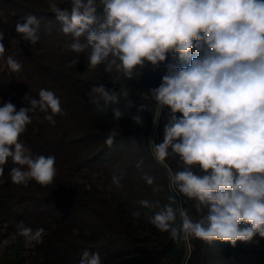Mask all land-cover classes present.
I'll list each match as a JSON object with an SVG mask.
<instances>
[{
	"label": "clouds",
	"instance_id": "1",
	"mask_svg": "<svg viewBox=\"0 0 264 264\" xmlns=\"http://www.w3.org/2000/svg\"><path fill=\"white\" fill-rule=\"evenodd\" d=\"M61 22V32L71 36L65 48L84 54L87 68L112 76L113 90L93 85L96 103L117 105L121 98L132 107L128 81L143 70L165 68L157 87L144 94L152 103H140L131 119L142 125L144 112L163 117V141H151V155L167 165V203L140 200L143 208H158L150 223L173 241L190 237L205 242H252L264 238V0H47ZM102 14L97 16V11ZM40 19L27 15L15 31L35 46L40 41ZM4 33L0 32V59L18 73L22 64L5 57ZM77 59L67 67L77 64ZM38 99L28 94L29 107L17 110L11 102L0 104V176L11 161V181L27 186L34 180L47 186L57 174L55 156L33 155L20 137L32 123L37 108L55 125L64 115L61 101L41 88ZM114 119L124 113L113 108ZM180 115H177V114ZM115 132L105 144L111 146ZM143 160L137 162L139 169ZM122 174L112 175L120 188ZM153 193L164 191L155 177H140ZM178 197L193 202L189 208L174 205ZM140 212L133 213L139 217ZM18 235L27 246L43 243V228L21 221ZM79 264H102L99 252L85 249Z\"/></svg>",
	"mask_w": 264,
	"mask_h": 264
},
{
	"label": "trees",
	"instance_id": "2",
	"mask_svg": "<svg viewBox=\"0 0 264 264\" xmlns=\"http://www.w3.org/2000/svg\"><path fill=\"white\" fill-rule=\"evenodd\" d=\"M30 14L41 21L40 41L35 46L15 31L16 23H23ZM101 14L98 10L97 16ZM61 28L47 0H0L4 55L23 66L14 73L6 59H0V104L11 101L17 110L29 107L26 94L38 99L44 88L59 97L65 113L55 116L53 126L37 108L30 113L32 123L20 137L34 156H55L57 174L51 184L42 186L34 180L27 186L14 184L8 175L14 166L10 160L0 176V244L19 250L14 259L0 264H79L85 249L99 252L102 264H264V238L258 235L252 242L237 241L235 247L192 237L173 241L150 223L159 209L143 208L139 201L168 202L167 168L175 170L177 161L164 165L151 155L150 142L163 141L164 120L161 117L154 123L155 109L142 113V125L131 117L140 103H152L143 92L160 84L165 68L147 67L139 80L127 82L132 107H127L123 98L117 105L102 101L98 105L92 86L104 84L118 91L114 74L105 73L103 66L88 69L84 54L65 48L71 36ZM78 56V63L67 67ZM113 108L124 113L119 121L114 119ZM110 132L116 135L108 146L105 139ZM114 172L123 176L120 188L112 183ZM145 173L155 177L164 191L153 193L140 178ZM180 205L196 217L193 202L178 197L174 207ZM136 211L139 217L133 216ZM21 221L34 230L43 228V243L27 246L17 234Z\"/></svg>",
	"mask_w": 264,
	"mask_h": 264
},
{
	"label": "rangeland",
	"instance_id": "3",
	"mask_svg": "<svg viewBox=\"0 0 264 264\" xmlns=\"http://www.w3.org/2000/svg\"><path fill=\"white\" fill-rule=\"evenodd\" d=\"M149 89L144 90V94L148 92ZM19 254L18 247H13L10 249H5L3 244H0V261L12 260Z\"/></svg>",
	"mask_w": 264,
	"mask_h": 264
}]
</instances>
